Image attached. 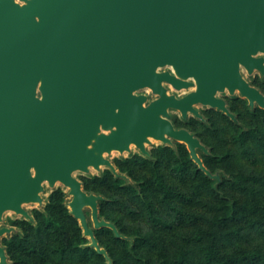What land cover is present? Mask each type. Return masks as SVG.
<instances>
[{
	"label": "water",
	"instance_id": "water-1",
	"mask_svg": "<svg viewBox=\"0 0 264 264\" xmlns=\"http://www.w3.org/2000/svg\"><path fill=\"white\" fill-rule=\"evenodd\" d=\"M264 0H0V223L12 211L31 219L45 185L71 188L68 206L90 247L109 259L89 226L99 201L75 173L108 167L106 155L150 156V138L185 144L212 179L201 141L171 121L175 110L203 119L197 106L234 114L218 94L237 92L264 110V95L242 75L264 76ZM170 68V70H164ZM193 89L183 97L170 95ZM150 89V101L141 91ZM13 228H0V238ZM0 264H10L0 243ZM111 264V263H109Z\"/></svg>",
	"mask_w": 264,
	"mask_h": 264
},
{
	"label": "rangeland",
	"instance_id": "rangeland-1",
	"mask_svg": "<svg viewBox=\"0 0 264 264\" xmlns=\"http://www.w3.org/2000/svg\"><path fill=\"white\" fill-rule=\"evenodd\" d=\"M259 73L255 71L248 74L242 69L244 78L264 94V79L260 76L253 78ZM165 86L170 95L177 97H183L193 90L176 91L170 85ZM141 93L148 95L150 101L157 98L149 89ZM218 96L230 97L228 108L233 110L230 112L234 114V120L222 111L203 106H197L203 119L193 114L183 119L178 111H170L171 121L176 128L178 126L190 130L206 147L207 153H203L209 156L229 155L223 161L217 158L208 161L209 167L216 172L215 175L221 182L218 195L197 172L185 144V148H179V142L175 141L173 145L153 142L147 146L150 156L142 154L135 147L130 153L122 155L114 152L106 157L115 166L118 174L124 177L116 176L108 167H103L100 171L92 170L89 174L75 173V177L82 185L85 184L90 193L101 196L105 201L100 219L113 222L126 235L119 238L113 230L112 233L103 230L106 228L95 229L91 209H85L89 226L99 231V245L106 250L109 259L84 250L83 239L89 240L90 243L91 240L84 236L80 222L71 214L68 203L72 197L68 190L58 184L54 188L45 185L42 205H24L31 215L30 220L11 212L4 214L0 228H13V232L0 238L9 263L104 264L101 259L104 258L106 264H156L166 258H172L176 261L183 259L180 264H203L200 258L201 247L208 242L211 233L218 234V230L212 228L208 220L211 221L215 216L222 214L214 211L215 205H220L219 196L224 195L239 204L246 201L247 195L232 183L235 174L249 176V185L255 191V198L260 204H264V147L261 141L264 140V114L256 111L257 105L250 107L249 101L238 92L235 95L224 92ZM254 111L257 113H253ZM252 131L256 135L250 136L245 145L239 144L236 133ZM182 163L184 169H176ZM119 178L125 180L121 186L115 182ZM159 183L174 189L175 196L169 198V205L162 201L164 191ZM61 193H64V196ZM148 205L169 226L154 225L147 213ZM172 207L175 210H172ZM100 212L99 209V214ZM34 217L41 221L40 225ZM49 217L55 221L52 225L46 223ZM30 221H34L32 227L28 223ZM221 232L230 234L224 237V252L264 248V235L249 229L243 209L236 219L223 225ZM200 236L203 239L197 242L195 239ZM136 239L137 246L133 251L131 246ZM89 244L86 246L90 247Z\"/></svg>",
	"mask_w": 264,
	"mask_h": 264
},
{
	"label": "trees",
	"instance_id": "trees-1",
	"mask_svg": "<svg viewBox=\"0 0 264 264\" xmlns=\"http://www.w3.org/2000/svg\"><path fill=\"white\" fill-rule=\"evenodd\" d=\"M229 109L231 112L233 111L231 108H229ZM256 111H259L262 114H264V110L257 108ZM256 111H254L253 113H257ZM177 129H179L178 126H177ZM253 132L254 131H252V133L251 132L236 133V137L238 139L239 144H241L242 146L245 145L246 140L249 139L250 136L256 135V133H253ZM261 141H262V146L264 147V140L261 139ZM177 145L179 148H181V147L185 148L184 144L178 143ZM198 154H199L200 158L202 159L205 167L213 175H215L216 172H214L213 169H211V166L209 167V163H208L209 159L213 160V159L217 158L218 160L223 161L229 156L228 154H225V155L217 154V156L212 154L209 156V155L203 153V151H198ZM127 163H129V162H127ZM192 163L197 168V172L199 174H201L207 180L208 184L211 186V189L218 195L219 191H220V186H221L220 179H211L209 176H207L203 171H201L199 169V167H198V165H196V163H194L193 161H192ZM176 169L182 171L184 169L183 163L181 165H179ZM108 173L113 176L111 171L108 170ZM221 178H222V176H221ZM232 180H233L232 181L233 185L247 195L246 201L243 204H239V202L234 200V199L227 198L224 195L219 196V200L221 202H220V205H215L214 211L222 212V214L215 216L214 218H212L211 221L208 220V223L209 224L211 223L212 228H216L218 230V234L211 233V236H210V239L208 240V242L201 247V250H200L201 261L203 264H264V248L254 247V248H251L248 250H238L236 252H234V251L233 252H224L222 250V246H223L222 244L224 242L223 241L224 237H227L230 234H226V233L221 232V229H222L224 224L228 223L231 220L236 219L237 215L239 214L241 209H243L244 212L246 213L249 229L254 233H257L259 235H264V204H260V202L257 201V199L255 198V191L249 185V182L251 181L249 176H244L241 173H237L234 175V177H232ZM124 181H125L124 179L119 178V179H116L115 182L117 185L121 186L122 184H124ZM159 184H160V188L164 191L162 201L166 205H169V198L172 196H175V193L173 192L174 189L171 186L162 185L161 183H159ZM131 186L135 187L134 185H131ZM83 188L88 194H91L87 190V188L85 187V184H83ZM61 195L64 196V193H61ZM104 205H105V201L103 199L100 200L99 201V209L101 211L99 214L100 217L102 216V213L104 210L103 209ZM171 209L175 210L174 207H172ZM147 213H148V216H149L151 222L154 225L169 226L168 224H166L162 219H160L155 214V211L153 210V208L150 205H148V207H147ZM178 213L180 214L179 211H178ZM85 214H86V212H85ZM86 217L88 219L87 214H86ZM35 218L36 217H34V220L38 223V225H40L41 221L40 220L37 221ZM33 222L34 221L28 222L31 227L34 224ZM53 222H55L54 219H52L50 217L46 219V223L48 225H52ZM115 226L117 227V229L121 235L126 236L120 231L119 227L116 224H115ZM103 230H107V231H110L113 233L112 230L107 229V228L103 229ZM98 233H99V231L94 230V234H95L97 241H99L97 238ZM202 239L203 238L200 236V237L196 238L195 240H197V242H201ZM83 240H84V245H85L84 250L92 251L96 255H99L98 252L93 249V247L86 246L90 243L89 240H87V239H83ZM136 246H137V239L134 241V244H133V246H131V249L133 251H135ZM101 259L104 261V264H106L104 258H101ZM182 262H183V259L181 261H176L175 259H172V258H166V259H164V260H162L156 264H180Z\"/></svg>",
	"mask_w": 264,
	"mask_h": 264
},
{
	"label": "bare ground",
	"instance_id": "bare-ground-1",
	"mask_svg": "<svg viewBox=\"0 0 264 264\" xmlns=\"http://www.w3.org/2000/svg\"><path fill=\"white\" fill-rule=\"evenodd\" d=\"M150 90V89H149ZM150 141H151V144H153V142H158V143H162V141H159V140H156V139H153V138H150ZM148 145H150V144H146V146H148ZM133 147H135V148H137L134 144L133 145H131V147H130V149H131V151H132V148ZM114 152H116V153H119V154H121L119 151H113L112 153H114ZM126 153H128V152H125L124 154H126ZM102 168H103V166H102ZM93 170V168H91V171ZM62 185L63 187H65V189H67L68 190V192H70V190H71V188L69 187V186H66V185H64V184H62L61 182H58L56 185ZM71 196V195H70ZM72 198H73V196H71ZM9 212H11V213H14V212H12V211H9ZM15 214V213H14ZM18 216H21V215H18Z\"/></svg>",
	"mask_w": 264,
	"mask_h": 264
},
{
	"label": "flooded vegetation",
	"instance_id": "flooded-vegetation-1",
	"mask_svg": "<svg viewBox=\"0 0 264 264\" xmlns=\"http://www.w3.org/2000/svg\"><path fill=\"white\" fill-rule=\"evenodd\" d=\"M259 76H260V78H262V79H264V76L261 74V73H259V74H255L254 75V77L253 78H259ZM250 83V82H249ZM250 85L251 86H253V87H255V88H257L258 90H260L258 87H256L255 85H252L251 83H250ZM260 92L262 93V91L260 90ZM263 94V93H262ZM264 95V94H263ZM222 99H224V101L226 102V105H227V107L229 106V101L231 100L230 99V97L229 96H226L225 98H222ZM257 105V104H256ZM230 107V106H229ZM257 108H259V106L257 105ZM210 109H213V108H210ZM229 109V108H228ZM261 109V108H260ZM203 117V116H202ZM175 126V125H174ZM176 127V126H175ZM179 129H185V128H179ZM189 131V130H188Z\"/></svg>",
	"mask_w": 264,
	"mask_h": 264
}]
</instances>
